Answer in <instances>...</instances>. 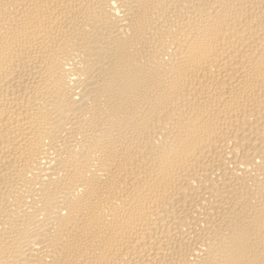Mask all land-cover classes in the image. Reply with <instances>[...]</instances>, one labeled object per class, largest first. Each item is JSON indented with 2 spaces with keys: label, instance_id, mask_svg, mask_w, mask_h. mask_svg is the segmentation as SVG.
<instances>
[{
  "label": "bare ground",
  "instance_id": "6f19581e",
  "mask_svg": "<svg viewBox=\"0 0 264 264\" xmlns=\"http://www.w3.org/2000/svg\"><path fill=\"white\" fill-rule=\"evenodd\" d=\"M0 264H264V0H0Z\"/></svg>",
  "mask_w": 264,
  "mask_h": 264
}]
</instances>
